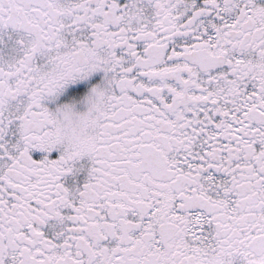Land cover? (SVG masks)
<instances>
[{
    "label": "snow or ice",
    "instance_id": "1",
    "mask_svg": "<svg viewBox=\"0 0 264 264\" xmlns=\"http://www.w3.org/2000/svg\"><path fill=\"white\" fill-rule=\"evenodd\" d=\"M0 264H264V0H0Z\"/></svg>",
    "mask_w": 264,
    "mask_h": 264
}]
</instances>
